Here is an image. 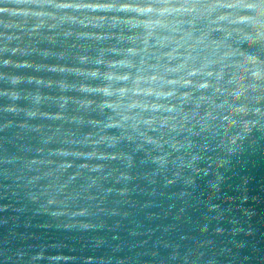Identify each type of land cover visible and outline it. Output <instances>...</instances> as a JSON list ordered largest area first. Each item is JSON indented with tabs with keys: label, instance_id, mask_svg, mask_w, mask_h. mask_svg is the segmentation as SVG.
Segmentation results:
<instances>
[{
	"label": "water",
	"instance_id": "1",
	"mask_svg": "<svg viewBox=\"0 0 264 264\" xmlns=\"http://www.w3.org/2000/svg\"><path fill=\"white\" fill-rule=\"evenodd\" d=\"M15 6L0 0V9ZM23 6L79 19L0 12V264H264V117L247 133L243 121L257 118L240 117L223 141L198 126L196 134L172 133L191 143L165 145L163 169L152 159L161 153L147 144L138 150L139 141L81 143L99 131L91 121L111 114L98 107L101 94L84 90L106 84L88 72L116 71L95 59L118 60L108 49L139 47L118 39L136 29L89 17L136 14L55 9L43 0ZM250 107L264 111V99ZM93 150L121 155H81Z\"/></svg>",
	"mask_w": 264,
	"mask_h": 264
},
{
	"label": "clouds",
	"instance_id": "2",
	"mask_svg": "<svg viewBox=\"0 0 264 264\" xmlns=\"http://www.w3.org/2000/svg\"><path fill=\"white\" fill-rule=\"evenodd\" d=\"M40 3L41 0H15V7L0 12L20 17L49 16L62 22L79 19L67 13L57 16L23 6ZM43 4L55 9L102 14L121 10L136 14L123 20L116 15L89 17L94 22L108 20L111 26L122 24L136 29L133 35H121L118 39L132 41L139 47L108 49L123 57L118 60L95 59L96 64L105 63L116 71L88 72L90 77H102L106 84L84 90L101 94L104 99L98 107L102 112L110 110L111 114L105 121H91L99 131L89 133L81 143L114 147L121 140L139 141L138 150L147 144L161 153L152 159L163 169L170 155L165 145L175 151L191 143L175 139L172 133L196 134L193 130L198 126L200 131L211 129L223 141L228 129L240 123V117L257 118L243 121V133L264 117L260 108L250 107L264 99V56L250 51L256 48L264 52V0H148L145 4L43 0ZM90 103L83 101L82 106ZM185 105L192 107L186 110ZM202 106L206 107L201 114L198 110ZM113 128L119 130V135L107 133V129ZM150 131L157 135H149ZM93 135L98 138L89 139ZM236 139L233 136L230 142L235 143ZM81 155L115 158L121 154L93 150Z\"/></svg>",
	"mask_w": 264,
	"mask_h": 264
}]
</instances>
